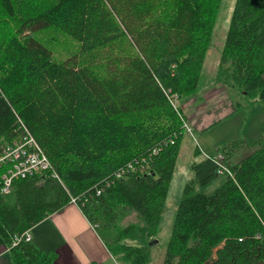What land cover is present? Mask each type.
I'll use <instances>...</instances> for the list:
<instances>
[{"label":"trees","instance_id":"16d2710c","mask_svg":"<svg viewBox=\"0 0 264 264\" xmlns=\"http://www.w3.org/2000/svg\"><path fill=\"white\" fill-rule=\"evenodd\" d=\"M220 2L0 0V139L20 119L52 164L0 193V245L76 198L118 262L149 264L131 242L157 234L185 130L173 99L200 90ZM211 85L237 110L264 107V0H236ZM241 144L220 149L233 176L210 195L195 188L219 164L192 165L163 264H264V139L233 166ZM9 249L13 264H56L30 242Z\"/></svg>","mask_w":264,"mask_h":264},{"label":"crops","instance_id":"0c3cea01","mask_svg":"<svg viewBox=\"0 0 264 264\" xmlns=\"http://www.w3.org/2000/svg\"><path fill=\"white\" fill-rule=\"evenodd\" d=\"M178 104L186 121L198 133L201 143L202 141L205 143L203 139L205 134L211 132L215 127H222L238 111L233 107L228 89L224 86H212L211 84L202 87L190 97L181 98ZM189 133H192V129ZM218 141L215 144L218 153L222 147L233 141L251 144V141L247 139L226 138ZM210 149L212 148L209 145L203 146L198 142V151L201 150L202 153H200L203 156L199 162L214 153V150ZM236 149L229 157V163L233 166L239 163L233 164L230 161ZM222 154L225 155L224 152ZM27 231L31 234L30 243L44 252L53 253L56 264H121L105 245L98 233L97 225L92 224L76 204L70 203L63 209L48 215ZM0 264H13L8 246L0 245Z\"/></svg>","mask_w":264,"mask_h":264},{"label":"rangeland","instance_id":"374dc122","mask_svg":"<svg viewBox=\"0 0 264 264\" xmlns=\"http://www.w3.org/2000/svg\"><path fill=\"white\" fill-rule=\"evenodd\" d=\"M235 4L236 0H221L220 2L213 31L212 44L208 50L203 66L200 89L211 84L216 74L217 65L220 61V54L226 41ZM227 89L231 95L233 107H235L236 101L233 100L234 96L231 94L232 91L229 90V88ZM184 119L185 130L182 137L181 152L175 162L173 178L157 234L151 237L146 243L137 241L131 242L135 245H147L150 248L151 257L149 264H163L164 262L167 245L172 235L174 221L179 203L183 197L185 185L196 173L192 165L194 163H199L202 156L201 150L196 153L198 150V142L203 146L207 144L212 148L210 150H214V153L210 156H218L220 152L218 153V151H216L217 147L215 146V144L219 142L218 140L226 138H233V140H250L251 144L244 143L234 151L230 161L236 164L253 154L259 148V142L264 139V107L259 103L253 105L250 109L240 108L234 114L233 118L228 120L222 127H215L211 132L205 134L203 137L205 143H203V141L201 143L198 133L189 125L186 121V117H184ZM186 124L192 129L193 134L187 131ZM226 179L225 175L219 174V176L209 184L205 186L197 185L194 193L210 195L214 193ZM99 193L100 189L96 191V195H99Z\"/></svg>","mask_w":264,"mask_h":264},{"label":"built area","instance_id":"2783aa9c","mask_svg":"<svg viewBox=\"0 0 264 264\" xmlns=\"http://www.w3.org/2000/svg\"><path fill=\"white\" fill-rule=\"evenodd\" d=\"M173 104L175 107L180 108L177 96H174ZM19 122L20 136L17 139L11 142L0 140V192L3 194L11 192L14 180L26 178L37 172L52 168L48 156L46 154L41 155L43 149L32 132L22 120L19 119ZM186 128L188 132H191L187 124ZM207 157L217 161L219 174L233 176L231 169L224 164V154L220 153L218 156ZM53 175L58 178L57 174L54 173ZM70 202L78 205L76 198H72ZM30 241L31 234L29 231H25L13 237L9 248Z\"/></svg>","mask_w":264,"mask_h":264},{"label":"bare ground","instance_id":"6f19581e","mask_svg":"<svg viewBox=\"0 0 264 264\" xmlns=\"http://www.w3.org/2000/svg\"><path fill=\"white\" fill-rule=\"evenodd\" d=\"M221 153V152H220ZM43 154H45L44 152H42L41 153V155H43ZM41 172V171H40ZM37 173H39V172H37ZM36 174V173H35ZM15 181V180H14ZM14 181H13V183H14ZM12 188H13V184H12ZM12 188H11V190H12ZM1 193V192H0ZM1 194H3V193H1Z\"/></svg>","mask_w":264,"mask_h":264}]
</instances>
